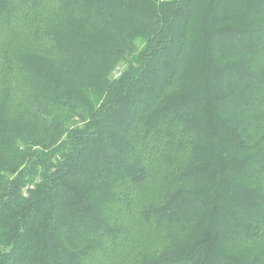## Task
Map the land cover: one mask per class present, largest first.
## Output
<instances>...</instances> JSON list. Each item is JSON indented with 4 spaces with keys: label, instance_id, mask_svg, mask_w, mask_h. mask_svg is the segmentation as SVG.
I'll return each instance as SVG.
<instances>
[{
    "label": "trees",
    "instance_id": "1",
    "mask_svg": "<svg viewBox=\"0 0 264 264\" xmlns=\"http://www.w3.org/2000/svg\"><path fill=\"white\" fill-rule=\"evenodd\" d=\"M0 264H264V0H0Z\"/></svg>",
    "mask_w": 264,
    "mask_h": 264
},
{
    "label": "rangeland",
    "instance_id": "2",
    "mask_svg": "<svg viewBox=\"0 0 264 264\" xmlns=\"http://www.w3.org/2000/svg\"><path fill=\"white\" fill-rule=\"evenodd\" d=\"M124 65H125V64H124L123 62H121L120 66H121L122 68H124ZM118 67H119V66H118ZM117 70H118V69H116V70L114 71V73H113L114 76L116 75Z\"/></svg>",
    "mask_w": 264,
    "mask_h": 264
},
{
    "label": "built area",
    "instance_id": "3",
    "mask_svg": "<svg viewBox=\"0 0 264 264\" xmlns=\"http://www.w3.org/2000/svg\"><path fill=\"white\" fill-rule=\"evenodd\" d=\"M121 75V70H117V72H116V76L118 77V76H120Z\"/></svg>",
    "mask_w": 264,
    "mask_h": 264
}]
</instances>
